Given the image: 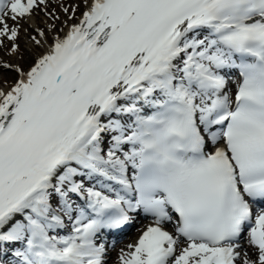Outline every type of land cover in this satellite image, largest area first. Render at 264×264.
I'll return each instance as SVG.
<instances>
[{"label": "snow or ice", "instance_id": "snow-or-ice-1", "mask_svg": "<svg viewBox=\"0 0 264 264\" xmlns=\"http://www.w3.org/2000/svg\"><path fill=\"white\" fill-rule=\"evenodd\" d=\"M0 53V264H264V0H0Z\"/></svg>", "mask_w": 264, "mask_h": 264}, {"label": "rangeland", "instance_id": "rangeland-1", "mask_svg": "<svg viewBox=\"0 0 264 264\" xmlns=\"http://www.w3.org/2000/svg\"><path fill=\"white\" fill-rule=\"evenodd\" d=\"M64 3H65V4H69V3H71V4H75V3H78V0H64ZM55 10H56V12H57V15L60 16V22H58V23H62V22L65 20V16H64V14H63L62 12H60L58 9H55ZM23 35H24V33H23V31H22V32H21V40H20L22 51H23L24 48L26 47L25 43L22 41V36H23ZM0 55H3V54L0 53ZM3 58H4V59H8V57H6V56H4ZM13 59H16L17 61H19L17 58H13ZM30 59H31V54L26 55V56H25V59H24L23 61H20L19 63H22L25 67H27V64L30 62ZM6 75H7V77H8L9 80L13 79V77H14V74H12V73H8V74H6Z\"/></svg>", "mask_w": 264, "mask_h": 264}, {"label": "bare ground", "instance_id": "bare-ground-1", "mask_svg": "<svg viewBox=\"0 0 264 264\" xmlns=\"http://www.w3.org/2000/svg\"><path fill=\"white\" fill-rule=\"evenodd\" d=\"M43 19H44L43 16H40V17H39V20H43ZM22 41L25 43V36H24V35L22 36ZM36 51H39V50H33V53H32V54H34ZM15 60H16V59H15ZM16 62H20V61H17V60H16ZM130 235H131V234H130ZM130 235H129V236H130ZM130 240H131V237H130V239H128V242H129ZM128 242H127V243H128ZM123 245H124V244H123Z\"/></svg>", "mask_w": 264, "mask_h": 264}]
</instances>
